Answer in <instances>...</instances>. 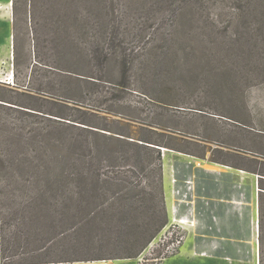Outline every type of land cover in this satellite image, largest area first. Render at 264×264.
I'll use <instances>...</instances> for the list:
<instances>
[{
	"label": "rangeland",
	"instance_id": "374dc122",
	"mask_svg": "<svg viewBox=\"0 0 264 264\" xmlns=\"http://www.w3.org/2000/svg\"><path fill=\"white\" fill-rule=\"evenodd\" d=\"M224 2L209 3L201 18L185 12L170 52L155 50L146 62L138 58L125 74V87L109 89L105 105L125 103L113 107L120 113L109 118L126 114L139 121L109 120L113 130L140 133L165 145L158 146L161 192L148 185L146 170L138 172L137 189L111 191L104 202L130 209L146 204L140 214L132 210L119 217L152 221L158 229L134 257H115L134 234L114 230L102 242L56 246L44 258H64L60 264H258V177L264 174V22L259 21L264 16L245 13L241 26L228 28L230 11L220 9ZM61 10L60 0H0V200L26 186L36 172L41 142L31 128L53 127L42 143L53 157L50 170L58 164L60 130L55 120L12 103L60 112V21L65 30L74 28L77 7L64 4ZM205 18L216 20V28ZM65 48L66 61L72 48ZM11 73L13 80L6 83ZM91 74L109 84L123 75L116 60ZM95 89L108 88L100 84ZM43 90L57 102L43 101ZM135 104L138 109L127 106ZM3 120L12 129L7 145ZM215 165L223 168L209 172ZM150 193L153 200L144 196ZM262 202L264 206V198Z\"/></svg>",
	"mask_w": 264,
	"mask_h": 264
},
{
	"label": "trees",
	"instance_id": "16d2710c",
	"mask_svg": "<svg viewBox=\"0 0 264 264\" xmlns=\"http://www.w3.org/2000/svg\"><path fill=\"white\" fill-rule=\"evenodd\" d=\"M224 1L220 9L230 11L228 28L241 26L245 13L264 16V0ZM72 3L77 7L74 28L65 30L60 21V112L10 102L38 111L33 115L55 120L60 130V156L59 166L50 170L53 157L50 160L42 142L53 127L43 125L30 129L34 139L41 142L36 172L26 186L8 193L6 200H0V264H60L64 258L44 257L56 246L74 247L83 240L102 242L114 230L134 234L115 257H134L144 248L158 228H152V221L140 223L119 216L132 210L140 214L147 210L146 204H132L130 209L104 200L111 191L137 189L141 183L138 172L146 170L148 185L161 192L158 146L165 144L140 133L113 130L109 120L117 124L123 119L139 121L126 114H120L117 119L109 118L120 113L113 107L125 104L117 100L115 104L105 105L109 89L121 91L125 87V74L138 58L146 62L155 50L166 49L163 54L170 52L185 12H191V18L195 15L201 18L202 10L209 3L216 6V0H60V13L62 5ZM208 21L205 18V22ZM209 23L213 28L218 25L216 20ZM232 36L237 41L236 34ZM65 47L72 48L71 57L66 61L68 50ZM110 60H116L123 73L122 80L115 84L91 74L94 68L103 70ZM80 67H87L91 72L83 74ZM100 84L107 85L108 89L94 93ZM41 92L39 97L43 101L57 102L50 91ZM93 93L97 95L92 97ZM127 106L138 109L137 104ZM11 130L3 120L5 145L12 137ZM150 131L157 134L155 130ZM102 168L105 172L101 173ZM152 174L155 178L157 174V178ZM260 175L256 246L257 262L264 264V174ZM147 195H144L146 199H154L152 193ZM28 224L29 230H23Z\"/></svg>",
	"mask_w": 264,
	"mask_h": 264
},
{
	"label": "bare ground",
	"instance_id": "6f19581e",
	"mask_svg": "<svg viewBox=\"0 0 264 264\" xmlns=\"http://www.w3.org/2000/svg\"><path fill=\"white\" fill-rule=\"evenodd\" d=\"M221 168H223V167H221L219 165H215V166H210L208 169H211V170H214V171H218Z\"/></svg>",
	"mask_w": 264,
	"mask_h": 264
},
{
	"label": "built area",
	"instance_id": "2783aa9c",
	"mask_svg": "<svg viewBox=\"0 0 264 264\" xmlns=\"http://www.w3.org/2000/svg\"><path fill=\"white\" fill-rule=\"evenodd\" d=\"M12 80H13V75H12V73H11V75L9 76V79L7 80L6 83H9L10 81L12 82Z\"/></svg>",
	"mask_w": 264,
	"mask_h": 264
},
{
	"label": "crops",
	"instance_id": "0c3cea01",
	"mask_svg": "<svg viewBox=\"0 0 264 264\" xmlns=\"http://www.w3.org/2000/svg\"><path fill=\"white\" fill-rule=\"evenodd\" d=\"M209 170V172H214V170H211V169H208ZM215 173V172H214ZM202 255H204V254H202Z\"/></svg>",
	"mask_w": 264,
	"mask_h": 264
}]
</instances>
